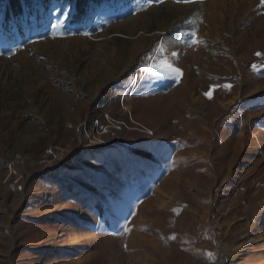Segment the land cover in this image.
Instances as JSON below:
<instances>
[{"label":"rangeland","instance_id":"1","mask_svg":"<svg viewBox=\"0 0 264 264\" xmlns=\"http://www.w3.org/2000/svg\"><path fill=\"white\" fill-rule=\"evenodd\" d=\"M70 13L0 48V264H264L261 0Z\"/></svg>","mask_w":264,"mask_h":264},{"label":"trees","instance_id":"2","mask_svg":"<svg viewBox=\"0 0 264 264\" xmlns=\"http://www.w3.org/2000/svg\"><path fill=\"white\" fill-rule=\"evenodd\" d=\"M122 4L129 0H0V48L15 47L27 40L46 36L52 29L55 7H71L67 19L70 27L87 25L92 11L103 6Z\"/></svg>","mask_w":264,"mask_h":264},{"label":"snow or ice","instance_id":"3","mask_svg":"<svg viewBox=\"0 0 264 264\" xmlns=\"http://www.w3.org/2000/svg\"><path fill=\"white\" fill-rule=\"evenodd\" d=\"M183 2H192V0H183ZM261 5H264V0H261ZM139 7V5H138ZM191 23H194V22H191ZM85 35H87V33H85ZM192 36V39H191V43L193 44H200V43H206L205 41L203 40H199V39H196L195 36H196V33L195 31L192 32L191 34ZM158 51H160V49H158ZM172 56H176V53H172L171 54ZM257 55H261L260 53H257ZM153 67L157 68L160 70V72L163 74V75H172V74H176L177 75V79L179 78V74L181 72V69L177 68V67H174L173 64L171 63V61L169 60L168 57H162L160 58L157 63L155 65H153ZM227 87H230L227 86ZM206 96H208L209 98H211V96L209 95V93H205ZM124 231H130L129 228L125 227ZM173 239L175 238L174 236L172 237ZM206 255L208 256L209 259H215V254L209 252V253H206Z\"/></svg>","mask_w":264,"mask_h":264},{"label":"bare ground","instance_id":"4","mask_svg":"<svg viewBox=\"0 0 264 264\" xmlns=\"http://www.w3.org/2000/svg\"><path fill=\"white\" fill-rule=\"evenodd\" d=\"M224 249V248H223ZM222 264V263H221Z\"/></svg>","mask_w":264,"mask_h":264}]
</instances>
